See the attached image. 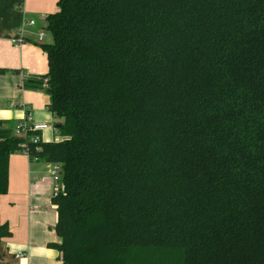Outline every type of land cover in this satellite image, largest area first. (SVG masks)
<instances>
[{
  "label": "trees",
  "instance_id": "16d2710c",
  "mask_svg": "<svg viewBox=\"0 0 264 264\" xmlns=\"http://www.w3.org/2000/svg\"><path fill=\"white\" fill-rule=\"evenodd\" d=\"M46 20L63 139L29 149L63 169L62 263L264 264V0H59ZM24 141L0 120V198Z\"/></svg>",
  "mask_w": 264,
  "mask_h": 264
},
{
  "label": "crops",
  "instance_id": "0c3cea01",
  "mask_svg": "<svg viewBox=\"0 0 264 264\" xmlns=\"http://www.w3.org/2000/svg\"><path fill=\"white\" fill-rule=\"evenodd\" d=\"M58 1L0 0V18L3 15L8 22L0 38V69L7 70L0 74V120L13 127L29 113L32 122L50 126L43 133L46 143L61 140L57 136L61 120L48 109L46 91L24 88V83L41 82L48 73L47 56L40 47L47 35L39 28H46L47 16L58 11ZM28 21L34 24L28 26ZM18 30V38L24 41L16 45V38H11ZM53 166L19 151L10 156L8 192L0 198V220L9 226L11 236L0 241V264H63L60 252L48 246L60 242L55 231L57 207L52 203Z\"/></svg>",
  "mask_w": 264,
  "mask_h": 264
},
{
  "label": "built area",
  "instance_id": "2783aa9c",
  "mask_svg": "<svg viewBox=\"0 0 264 264\" xmlns=\"http://www.w3.org/2000/svg\"><path fill=\"white\" fill-rule=\"evenodd\" d=\"M34 24L33 21H28L27 25L32 26ZM40 39L44 37V33L40 34ZM24 39L22 37L15 40V44L19 45L23 43ZM42 82V89L48 88L49 79L47 77L41 79ZM50 129L48 124H41L32 122L31 115L28 113L24 121L20 122L15 126L13 132L16 136L25 138V141L20 145L23 154H26L30 158V149L29 143L32 144H39L44 142L43 133L44 131ZM34 160H38L35 158ZM62 166L60 164L54 163L53 169L51 171V176L53 182L55 184L54 191L52 197H57L61 192L64 190L63 185V173H62ZM19 258V255L17 256Z\"/></svg>",
  "mask_w": 264,
  "mask_h": 264
},
{
  "label": "rangeland",
  "instance_id": "374dc122",
  "mask_svg": "<svg viewBox=\"0 0 264 264\" xmlns=\"http://www.w3.org/2000/svg\"><path fill=\"white\" fill-rule=\"evenodd\" d=\"M35 26H38L36 23H35ZM7 27H8V22H7V20H6V18H4V16L2 15L1 16V18H0V38L1 37H3V35H4V31L7 29ZM39 27V26H38ZM41 27V26H40ZM46 27H47V25H46ZM23 28V27H22ZM22 28H20L21 30H23ZM41 29V32L42 31H44L45 30V35H47L46 36V38L44 39V41L42 42L43 44H51V43H53V37H52V35H50V33H49V31L46 29V28H43V26L41 27V28H39V30ZM19 32H20V30H18V32L16 33V35H14L11 39H18V37H19ZM12 42V41H11ZM11 44H13V43H11ZM14 46V45H13ZM46 66H47V63H46ZM3 103V102H2ZM11 103V102H10ZM13 108H15L14 106H13ZM15 109H22V108H19V107H16ZM15 128V126H13V129ZM59 133V132H58ZM55 135H57V133H55ZM57 136H59L60 137V139L62 140L63 139V137L60 135V134H58ZM58 139V138H57ZM60 141V140H59ZM12 256H14V254H12ZM15 261V260H14ZM6 264V263H5Z\"/></svg>",
  "mask_w": 264,
  "mask_h": 264
}]
</instances>
